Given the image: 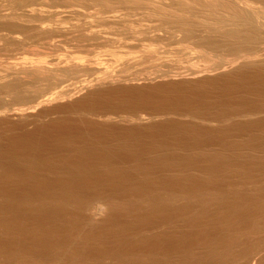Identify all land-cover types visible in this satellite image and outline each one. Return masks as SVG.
I'll return each instance as SVG.
<instances>
[{
  "label": "bare ground",
  "instance_id": "1",
  "mask_svg": "<svg viewBox=\"0 0 264 264\" xmlns=\"http://www.w3.org/2000/svg\"><path fill=\"white\" fill-rule=\"evenodd\" d=\"M88 3L99 6L95 14L97 25L99 21L100 25L107 24L111 29L122 28L124 32L127 29L133 33L135 31V35L138 27H142L139 30L143 29L146 34L163 31L164 39L168 35L166 40H174L172 42L176 41L175 44L179 42L182 55L176 50L179 53L174 52V57L165 60L159 47L149 44L142 47L138 58L118 70L104 66L102 56L94 52L91 54L88 49L85 50H88L86 56L64 55L49 60L45 54H40L46 58L39 56L30 63H24L25 65L14 64L22 65L20 67L4 65L8 68L6 67L5 74H0V174L20 171L28 174L33 169V172L39 171L36 170V167L41 165L37 162L39 157L35 159L33 155L38 148L36 146H42L44 142L46 143L43 146L55 141L60 143L62 148L77 141L85 143L84 147L79 149L78 145L75 149V146L72 147V150L77 149L76 153L69 150L75 155L67 165H56L58 168L53 164L43 165L49 172L61 176L56 179L57 182L52 180V183L37 185L38 187H33L34 190L31 189L30 192L26 190L28 193H22L29 184L27 182L23 185L24 189L20 187L21 191L15 188L17 183L16 186L12 184L15 187L6 184L10 190L15 188L17 192L19 190L22 193L16 198L18 193L14 190L16 194L14 193L13 197V189L10 192L12 195L2 196L3 184L0 182V207L9 205L10 210H14L18 217L34 222L32 227L26 229L27 233L37 236L41 233L46 235V239L51 238L49 235H53L56 230H53L51 224L48 228L46 225L49 226L48 223L54 221L63 223L60 226L73 233H65L66 241L72 242H69V245L66 242L64 245L60 239L62 242L59 243L63 244V248L59 247V252L62 250L60 253L52 252L51 248L43 252L42 248L43 253L40 254L39 248L45 245L39 240L42 245L36 246L40 252V255L34 252L36 256H33L29 249L25 250L26 247L18 253L19 249L15 250L12 245L10 247L7 241L6 245L15 250H6L9 260L17 262L18 259H30L33 264H79V249L83 246L80 244L81 248H78L77 240H82L88 246L96 229L105 230L112 227L116 220L119 221L125 216L127 210H147V217L166 219L173 215L182 217L183 212L195 209L191 217L213 221L216 214L221 212L222 216L234 213L225 217L228 220L235 214H242L237 213L242 210L243 204L245 207L247 205L249 215L244 213L240 216H244L246 220L242 228L225 233L221 238L218 237L217 244L204 247L207 260L204 259L203 264H248L250 259L264 254V238H259V244H254L257 241L253 244L250 242L251 246L247 245L236 254V258L238 256L241 260L240 263L234 259L238 241L251 240L264 233V0H0V45L2 43L4 48L12 45L21 47L31 38L38 37L50 42L49 39L53 37V40L57 35H73L78 42L107 44L105 39L108 38L102 36L104 33L96 31L94 26L86 21L87 15L78 10ZM134 17H137V20H134ZM71 18L76 20L70 24ZM138 18L150 22L146 25L147 28L142 26L144 20L138 22ZM117 26L121 28L118 29ZM133 33H130L131 36ZM178 35L181 36L179 41L175 40ZM159 38L157 41L160 42ZM187 54H197V58L196 61L189 60L188 66L183 68L181 64L187 61ZM114 57L117 60L122 59L116 54ZM172 73L174 75H171ZM173 78L180 81L173 82ZM157 79H160L157 85H147ZM82 94V97L76 99ZM54 114L62 115L46 120ZM30 126L33 128L30 129ZM50 145L52 146V143ZM14 146L23 149L25 147L27 153L23 152V149L21 151V148L20 153L17 150L12 151ZM58 147L55 148L56 151L61 152ZM46 155L47 159L50 155ZM59 155L61 156V153ZM42 158L39 160L44 163ZM194 170L201 175H207L209 179L205 180L201 176V180H204L201 184L198 181L200 178L197 180L195 175H191L199 182L198 184L194 181L197 186L200 185L195 187L196 184L191 182L192 188L189 187L191 184H188L189 188L186 185L182 188L183 186L177 183L181 180L174 181L175 183L169 181L171 174H191ZM142 174L152 178L138 180L135 177ZM189 174L187 176L190 178ZM90 176H94L96 181L90 182ZM189 178L187 179L192 181V177ZM34 185L36 187V184ZM6 189L9 194V188L6 187L5 191ZM5 207L0 210L5 211ZM2 211L0 214L3 215ZM211 212L215 213V216ZM185 215L183 218L186 222L188 217L185 218ZM247 215L252 217L248 221ZM3 216L1 217L4 218ZM173 219L171 220H176ZM216 219L218 220V216ZM226 219L223 217V220ZM1 220V227L8 225L7 221ZM223 220L221 222H225ZM239 221L241 222V219ZM164 222L166 225L167 222ZM132 230L134 229L130 232ZM223 230L225 232V229ZM70 234L72 236L68 238ZM59 235L62 236L61 233ZM116 235L118 237V234ZM141 235L143 236L142 233ZM138 237L140 238L139 235ZM209 240L206 242L210 243ZM243 242L245 244L248 241ZM81 251L85 252L82 249ZM61 253L62 257L59 255ZM1 256L5 260L4 255ZM155 256L158 255L150 257L155 259ZM173 256L174 260L176 256ZM66 257L69 260H66ZM169 261L174 264L172 260L169 259L168 263ZM179 261L181 260L178 259ZM162 262L160 260L157 264H163ZM263 263L264 258L259 259L258 264Z\"/></svg>",
  "mask_w": 264,
  "mask_h": 264
},
{
  "label": "rangeland",
  "instance_id": "2",
  "mask_svg": "<svg viewBox=\"0 0 264 264\" xmlns=\"http://www.w3.org/2000/svg\"><path fill=\"white\" fill-rule=\"evenodd\" d=\"M92 4H94V3H91V4H84L83 5V9H78L81 13H85V15H87V17H88V20H87V18H86V21H88V22H90L93 26H94V29L97 31V30H99L100 32H103L104 34L102 35V36H104V38L106 37V38H108V39H105V41L107 40L108 42H107V44H102V42H101V44H100V42L98 43V42H94L93 44H91V42L90 43H88L89 41H86V42H78V40H76V38H74L73 37V35L72 36H70V35H67V36H63V35H59V37H58V35H57V37H55L54 36V39L53 40H51L52 38H50L49 39V41L50 42H48L46 39V41H43L41 38H39L38 37V39L36 38H31L30 39V41L28 42L27 41V43L25 44L24 43V46H23V44H22V46L20 47V45H17V46H14V45H10L11 47H7V48H4V47H2V43H1V45H0V74H2V73H6L7 72V66H5L4 67V65H8L9 64V67L11 66V65H14V64H23V65H25L26 63H30L32 60H35L37 57H39V56H41V57H45V56H43V55H40V54H45L46 55V57L48 58L49 57V60L50 59H54V58H58V57H63L64 55L65 56H71V55H74V56H86L85 54H86V52L88 51V52H90L91 54H93L92 52H94V54H100L101 56H102V60H103V64H104V66H106V67H108V66H111L112 67V69L113 70H118V69H121V67H123L125 64H127V63H130L131 61H134L133 59H135V58H138L140 55H141V50H142V47L143 46H148L149 44H152V46H155V47H159V51L162 53V58L163 57H165L166 59L165 60H167V58H170V57H174L175 56V54L176 53H179V51H180V54H181V45H179V42L177 43V44H175L176 43V41L175 42H172V41H174V40H172V41H170L169 39L168 40H166V38H168V35L166 36V38L164 39L163 37H165V34L163 33V31H156V32H151V34H146V32L142 29V30H139V29H141L140 27H138V29L136 30L137 32L139 31V33H137L136 32V35L134 34L135 33V31H134V33H133V31H131L133 34H132V36H131V32H129L127 29V33H125L126 32V30H125V32L122 30V28L120 27V26H117L116 28H121V30H116V29H111L110 27L111 26H108L107 24H102V25H100L99 24V21H98V25H100V26H98L97 25V16L95 15L96 14V12H97V10L99 9L98 7H96L97 6V4H94V5H92ZM96 5V6H95ZM66 11H68V10H66ZM89 15V16H88ZM134 18H136V19H134ZM134 18H132V19H134V20H137V17H134ZM81 19V18H80ZM139 19V18H138ZM69 20V19H68ZM72 20H73V18H71V22H70V24L71 23H74V20H76V18L73 20V22H72ZM131 19H129V21H130ZM142 20H144V19H139L138 20V22H142ZM145 21V22H144ZM142 23L144 24V25H142V24H140V25H142L143 26V28L145 29V28H147V26L146 25H149L148 23H150V22H148L147 20H144ZM68 22V21H67ZM68 22V23H69ZM131 22H133V20H131ZM135 22V21H134ZM147 22V23H146ZM75 23H76V21H75ZM138 24V25H139ZM152 24V23H151ZM151 24H150V26H151ZM99 27V28H97V26ZM108 27H107V26ZM146 26V27H145ZM115 26H113V28H114ZM141 31H143V33H145V34H142V32ZM137 34H141V35H137ZM69 36V37H68ZM157 36H159V37H161V38H163V39H161V38H159V37H157ZM163 36V37H162ZM179 36L180 35H178L176 38H175V40L177 39L178 40V38H179ZM72 37H73V39H72ZM155 37V38H154ZM156 37H157V39L159 38V40H160V42L159 41H157V39H156ZM180 38H181V36H180ZM179 38V39H180ZM21 39H22V36H21ZM42 40V41H40V40ZM44 39V38H43ZM48 39V38H47ZM154 39H156V41L154 40ZM163 40V41H162ZM179 41V40H178ZM110 42H112V43H110ZM96 43V44H95ZM103 43H106V42H103ZM100 44V45H99ZM19 46V47H18ZM1 48H4V49H1ZM6 49V50H5ZM86 49H88L86 52H85V50ZM176 50H179V51H177L176 52ZM174 52H175V54H174ZM90 53H88V54H90ZM119 55V56H121L122 57V59H120V60H117L115 57H114V55ZM174 54V55H173ZM180 54H178V55H180ZM182 55V54H181ZM180 55V56H181ZM189 55V56H188ZM188 56V57H187ZM187 56L185 55V57L187 58H185V60H187L186 62L184 61V59H183V63L181 64V67H187L188 66V62H189V60H195L196 61V58H197V54H187ZM45 57V58H46ZM173 60H174V58H172ZM48 60V59H47ZM165 60H163V61H165ZM169 60V59H168ZM171 60V59H170ZM169 60V61H170ZM130 61V62H129ZM194 61V62H195ZM193 61H192V63H194ZM25 63V64H24ZM201 64V63H200ZM3 66V67H2ZM15 66V65H14ZM16 66H18V65H16ZM15 66V67H16ZM20 66H22V65H19L18 67H20ZM7 67V68H6ZM2 68H4V69H2ZM5 68H6V70H5ZM2 70H5V72H2ZM131 71H134V70H131ZM174 71V70H173ZM175 72H177V71H175ZM175 72H173L174 74H176ZM171 74V75H174V74ZM2 76V75H1ZM174 79V78H173ZM176 80V81H175ZM172 81V80H171ZM177 81H180L179 79L177 80V78H175L174 79V81L173 82H177ZM160 82V79L158 80H155V82L154 83H149V84H147L148 86H153V85H157L158 83ZM163 83V82H162ZM83 96V94L82 95H80V96H78L76 99H78V98H80V97H82ZM166 96V95H165ZM154 97V96H153ZM60 115H62V114H54V115H52V116H50L49 118H47L46 120H48V119H51V118H53V119H55L56 117H58V116H60ZM72 116V115H71ZM30 129L31 128H33L32 126H30L29 127ZM81 130H83V128H81ZM83 131H85V130H83ZM44 143H46V142H44ZM43 143V144H44ZM50 143H52V146L50 145ZM42 144V143H41ZM43 144H42V148L40 147V146H36V147H38L39 148V150H38V148H37V150H36V154H37V156H36V154L34 153V155H33V157L36 159V157H37V159H38V157H39V159L41 160V158L42 157H44L45 158V160L42 158V160H44V163H43V161H40L39 159H38V161L37 162H39V163H41V165L40 166H38V167H36V170H39V171H37V172H33L34 171V169L31 171V172H28V174L25 172V171H20L19 173L17 172H6L8 175H6V173H1L0 174V177H2V178H0V182L3 184V189H2V192H3V195L2 194H0V196L2 195V196H8V195H12V193H10L11 191H12V189L10 190V184L12 185L13 183H14V185L16 186H14V185H12V186H14L15 188H19L20 189V191L22 190V188L24 189V187H23V185H26V182H27V184L28 185H26L27 186V188L29 189H24L25 191H23L22 193H28V192H30V190L32 189V190H34V188H37L39 185L41 186V185H45L47 182L48 183H52L51 181L53 180L54 182H55V180L56 179H59L61 176L60 175H58V174H56V173H52V171L51 172H49V169L48 168H46V167H44L43 165L45 164L46 166H48L49 164L50 165H55V167H63L64 166V164H68L69 162H71L72 160L71 159H73L74 158V156L73 155H75V154H73L72 152H74V153H76L77 151V149H79V147H84V145H85V143H83V141H77V142H75V143H73V144H71V145H67L66 147H60V143H58V142H55V141H50V142H48L47 144L48 145H44L43 146ZM56 144H57V146H56ZM88 144V143H87ZM53 145H55L56 147H58L57 149H61L60 151L61 152H59L58 150L56 151V147L55 146H53ZM78 145V147H77V149L76 150H72V147H74V149L76 148V146ZM62 146V145H61ZM15 148H16V146H14ZM47 148V149H45V148ZM11 148V147H10ZM15 148H11V150L13 151H15L16 152V150L19 152V149L21 150V151H23V150H25V147H24V149H23V147H17L16 149ZM7 149H9V148H7ZM23 149V150H22ZM62 149H64V150H62ZM10 150V149H9ZM27 150V149H26ZM26 150L25 151H23V152H25V153H27L26 152ZM54 150V151H53ZM69 150H71L72 152H69ZM38 151V152H37ZM41 151V152H40ZM42 151L44 152V153H42ZM63 151V152H62ZM40 152V153H39ZM54 152V153H53ZM20 153V152H19ZM22 153V152H21ZM39 153V154H38ZM53 153V154H52ZM61 153V156L59 155ZM69 153H71L72 155H70ZM43 156H42V155ZM46 154H49L50 156H48V158L47 159H50L49 161L46 159ZM52 154V155H51ZM46 155V156H45ZM53 156V157H52ZM69 157H71V158H69ZM70 160H69V159ZM68 160V161H67ZM45 161L48 163H45ZM62 161V162H61ZM62 164V165H61ZM66 164V165H67ZM57 165V166H56ZM44 167V168H43ZM57 167V168H58ZM46 168V169H45ZM42 171H41V170ZM35 170V171H36ZM43 170H45L46 172H44ZM48 170V171H47ZM43 172V173H42ZM192 172V171H191ZM36 173V174H35ZM40 173V174H39ZM199 172L198 171H196V170H194V172H192L191 174H189V173H187V174H178V175H175V174H171L170 176H169V181H171V182H176V181H180L181 180V182H177L178 184L180 183L181 184V187L182 188H184V187H188L190 184V188H192L193 187V185H192V183L195 185L196 183L194 182V181H197L199 178H200V180H198V181H200V183H201V181H204V180H201L202 178L204 179L205 178V180L206 179H209L208 178V176L206 177L204 174H198ZM17 174H19V175H17ZM23 174V176H21ZM31 174V175H30ZM35 174V175H34ZM42 174H44V175H42ZM195 175V178H197V180L193 177V176H191L192 177V181H189L187 178H189V176H187V175ZM225 174V176L227 175L226 173H224ZM13 175H15V177L13 176V178H12V176ZM197 175V176H196ZM204 175V176H203ZM27 176V177H26ZM49 176V177H48ZM57 176H59V177H57ZM180 176V177H179ZM181 176H183V177H181ZM185 176V177H184ZM186 176H187V178H186ZM201 176H202V178H201ZM216 176V178H218L217 177V175H215ZM222 176V174L220 173V177ZM6 177V178H5ZM29 177V178H28ZM39 177H42L41 179L39 178ZM44 177V178H43ZM55 177V178H54ZM94 177V176H93ZM93 177L92 176H90L89 178L91 179V181L90 182H95L96 181V179H93ZM135 177H137V179L138 180H148V179H150V177L151 176H149V175H144V174H142V175H137V176H135ZM190 177V178H191ZM219 177V178H220ZM4 178V179H3ZM28 178V179H27ZM46 178H48V180L46 181ZM52 178V179H51ZM146 178H148V179H146ZM152 178V177H151ZM180 178V179H179ZM189 178V179H190ZM3 179V180H2ZM6 179V180H5ZM20 179V180H19ZM22 179V180H21ZM49 179H51V180H49ZM90 179H88V180H90ZM186 179H187V181H186ZM8 180V181H7ZM15 181V182H12V181ZM40 180H45V181H40ZM93 180V181H92ZM162 180V179H161ZM184 180H185V182H184ZM17 181H19V182H17ZM22 181H24V183H22ZM31 181V182H30ZM197 181V183L199 184V182ZM8 182V183H7ZM10 182V183H9ZM41 184H40V183ZM56 182H57V180H56ZM174 182V183H175ZM192 182V183H191ZM0 183V184H1ZM32 183V184H31ZM38 183V184H37ZM44 183V184H43ZM185 183H187V184H185ZM6 184H8V185H6ZM20 184V185H19ZM34 184H36V187H35V185ZM189 184V185H188ZM201 184H203V183H201ZM4 185H6V186H4ZM38 185V186H37ZM184 185H186V186H184ZM19 186V187H18ZM25 186V187H26ZM30 186H32V187H30ZM198 186H200V185H198ZM197 186V184H196V186L195 187H198ZM1 187V188H2ZM6 187H8L9 188V194H8V189H6V191H5V188ZM20 187H22V188H20ZM34 187V188H33ZM188 187V188H189ZM13 189V197H14V193L15 192H17V189ZM14 190H16L15 192H14ZM28 192H27V191ZM1 191V190H0ZM19 190H18V194H16L15 195V198L16 197H18V195H21L22 193L20 192ZM2 192H0V193H2ZM4 193H7V195H5ZM2 196L0 197V199L2 198ZM244 205V206H243ZM241 207H242V210H239V212L237 213V214H240V213H242V214H244V215H246V214H248L249 215V209H248V207H247V205H246V207H245V204H243ZM9 205H6V207H8ZM1 207H5V205L4 206H2L1 205ZM0 207V208H1ZM5 207V211L3 210V209H1L0 210V212L2 211L3 212V215H2V213L0 214V220H1V216H3L4 218H2L3 220H5V222H6V225H7V223H8V225L7 226H3V227H1L0 226V249H2V250H0L2 253L0 254V256L1 255H4V259L5 260H3V258H2V256L0 257V264H9L10 262V264H12L13 262H14V264H18V263H20V264H30V259H28V261H27V259L24 261V260H20V259H18V260H16L17 262H15V261H11V260H9V257L7 256V254L8 253H6V250L7 251H9V249L12 251V250H17V249H19V251H18V253H21L20 251H23L24 250V248H25V250H28L29 249V252L31 253V254H33V256H36V255H34V252H35V254H37V255H40V254H42L44 251L46 252V250H47V248L49 249V248H51L50 250L52 251V252H57V253H60L62 250H60V252H59V247L61 248H63V244L66 242V244H70V243H72V242H70V240H69V242H67L66 241V237H67V234L68 233H71V231L69 232L67 229H66V231L64 230V228L63 227H61L60 225H62L63 223H61V224H59L57 221L55 222L54 221V223L53 222H50V223H48V225L49 226H47L46 225V227L48 228V227H50V224H51V227L53 228V230L55 229L56 231H54L55 233H53V235H49L51 238H47L46 239V235L44 236V234H38V236L37 235H35V234H29V232L27 233V231H26V229H29L30 227H32V225H34V222H31V221H28V219H25V218H23V217H18L17 215H16V213L14 212V210L12 211V210H10L11 208L10 207H8V208H6ZM8 210V211H7ZM196 210H198V209H196ZM131 211H133V212H131ZM143 211V212H142ZM147 210H127V213H125V216L124 217H122L121 218V220H116V222H114V224H117V225H114L113 224V226L111 227H108V228H106V229H108V230H102V229H96V231H94L93 233H92V237H90V241H89V244H88V246H87V244L86 243H84L82 240H77V242H76V246H79L78 248H81L80 247V244H81V246H83V248L85 247L86 249H83V248H81L82 250H84L85 252H82L81 251V249H79L80 251H79V253H81L80 254V257H79V259H78V262L77 263H81V264H138V263H143V264H147V263H149V264H151V263H153V262H155V263H153V264H157V262H160V260H161V262L163 263V264H166V263H168V260L170 259V260H172V262H174V264L175 263H178V264H184L185 262H187V263H185V264H194V262L193 261H195V259L197 260V261H195V264L197 263V264H203L204 263V259H205V261L207 260L206 258V255L207 254H205L204 255V253H206L204 250L206 249V248H204V247H207V246H213L214 244H217L218 243V240H219V238H221L222 237V235H225V233H232V231H236V230H239L240 228H242V225L244 224L243 222H245L246 220L244 219V216H242V217H240L242 214H240V215H234V217L233 216H231L230 217V219L228 220V218L226 219L225 217L228 215H226V214H224L223 216L221 215L222 214V212H221V214H216L217 216H218V220L221 218V220H223V217H224V219H226V221L225 220H223V221H225V222H221V220H217L216 219V217L217 216H215V213H216V211H214L215 213H212V214H214V216H215V220H211L210 218H211V216H213L212 214H211V216L210 217H207L208 219H210V221L209 220H204L203 221V218H202V220L200 219V218H198L199 219V221H198V219H196L195 218V216H193V217H191L192 215H193V212H195V209H191L190 211H186V212H183L182 214H184L185 215V213H186V215H185V218L186 217H188V218H190V219H188V218H186V222H185V219L183 218L184 217V215L181 217V212H180V214H178V215H180V216H175V215H173V217L171 216V217H167L166 219L165 218H155V217H150V216H148L147 217V212H146ZM251 211V210H250ZM191 212V213H190ZM237 212V211H236ZM235 212V213H236ZM6 213V214H5ZM137 213V214H136ZM143 213V214H142ZM210 213V212H209ZM218 213V212H217ZM13 214V215H12ZM135 214V215H134ZM234 213L232 212V214H230V215H233ZM10 215V216H9ZM132 215V216H131ZM135 217H134V216ZM194 215H196V213L194 214ZM222 216V217H220L219 218V216ZM230 215H228L227 217H229ZM247 215V217H248V219H247V221L249 220V218H252V217H250V216H248ZM8 216V217H7ZM15 218H14V217ZM144 216V217H143ZM127 217V219H125ZM133 217H134V219H133ZM141 217V218H140ZM232 217H233V219H232ZM8 218V219H7ZM13 218H14V220H13ZM151 218V219H150ZM172 218H174V219H176V220H174V221H172L171 219ZM183 218V219H182ZM237 218V219H236ZM242 218H243V220H242ZM7 219V220H6ZM162 219V220H161ZM178 219V220H177ZM235 219V220H234ZM241 219V222L239 221ZM3 220H1V221H3ZM16 220V221H15ZM26 220V221H25ZM139 220V221H138ZM146 220V221H145ZM153 220V221H152ZM166 221L167 223H166V225H165V222L164 221ZM170 220V221H169ZM184 220V221H183ZM190 220V221H189ZM196 221V222H194V221ZM227 220H228V222H227ZM23 221V222H22ZM141 221V222H140ZM144 223H143V222ZM159 221H163V222H159ZM203 221V222H202ZM212 221V222H211ZM231 221V222H230ZM12 222V223H11ZM134 222H136V223H134ZM150 222V223H149ZM175 222V223H174ZM187 222H189V224L187 223ZM192 222V223H191ZM198 222V223H197ZM208 222V223H207ZM210 222H211V225H210ZM235 222V223H234ZM13 223H16V225L14 224L13 225ZM21 223H24V225L23 224H21ZM56 223V224H55ZM143 225H142V224ZM148 223V224H147ZM161 223V224H160ZM217 223H218V225H217ZM227 223V224H226ZM53 224V225H52ZM55 224V225H54ZM59 224V225H58ZM145 224H146V226H145ZM149 224H150V226H149ZM205 224H207L208 226H206ZM223 224H226V225H223ZM240 224V225H239ZM12 225V226H11ZM17 225H19V226H17ZM30 225V226H29ZM58 227H57V226ZM122 225V226H121ZM124 225V226H123ZM160 225V226H159ZM163 227H162V226ZM169 225V226H168ZM175 227H174V226ZM192 227H191V226ZM196 225V226H195ZM198 225V226H197ZM210 225V226H209ZM216 225V226H215ZM11 226V227H10ZM14 226V228H12ZM17 226V227H16ZM21 226H22V229H21ZM25 226V227H24ZM29 226V227H28ZM53 226H55V227H53ZM59 226L61 227L60 229H59ZM139 226V227H138ZM143 226V227H142ZM149 228H148V227ZM159 226V227H158ZM189 228H188V227ZM195 228H194V227ZM222 226H225L224 228L222 227ZM28 227V228H27ZM119 227H121V229L119 228ZM137 227V228H136ZM156 227H157V230H156ZM165 227V228H164ZM186 227V228H185ZM198 227H200V229L198 228ZM213 227H215V228H213ZM219 229H218V228ZM5 228V229H4ZM10 228H12V230H10ZM16 228V229H15ZM57 228V229H56ZM134 229V230H132L131 232H130V230L131 229ZM159 228V229H158ZM168 228V229H167ZM170 228V229H169ZM173 228V229H172ZM179 228V229H178ZM237 228V229H236ZM3 229V230H2ZM63 229V230H62ZM119 229H120V231H119ZM130 229V230H129ZM136 229H137V231H136ZM166 229H167V231H166ZM173 231H172V230ZM182 229V230H181ZM208 229H211V230H208ZM223 229H225V232H224V230ZM229 229V230H228ZM10 230V231H9ZM23 232H22V231ZM57 230L59 231V232H57ZM129 230V231H128ZM145 230V231H144ZM180 230V231H179ZM199 230V231H198ZM202 230H204V231H202ZM220 230V231H219ZM14 233H13V232ZM22 233H21V232ZM26 231V233H24ZM67 231H68V233H67ZM103 231V232H102ZM126 231V232H125ZM185 231H187V232H184ZM205 231H208L209 232V234L206 232L205 233ZM2 232V233H1ZM8 233V235H7V233ZM105 232V233H104ZM140 232V233H139ZM153 232H154V234H153ZM170 232V233H169ZM201 232H204V233H201ZM212 232V233H211ZM10 233V234H9ZM15 233H17V235L15 234ZM20 233V234H19ZM24 233V234H23ZM59 233H61L62 234V236L61 235H59ZM65 233H67V234H65ZM97 233H100V234H97ZM104 235H103V234ZM139 233V234H138ZM141 233L143 234V236L141 235ZM157 233H159L158 235H157ZM161 233V234H160ZM171 233H172V235H171ZM176 233V234H175ZM215 235H214V234ZM222 233V234H221ZM2 234V235H1ZM13 234H15V235H13ZM64 234H65V236H64ZM71 234H73V233H71ZM70 234V236L68 235V238H70L72 235ZM116 234H118V237H117V235ZM169 234V235H168ZM181 236H180V235ZM186 234V235H185ZM208 234V235H207ZM11 235V236H10ZM22 235V236H21ZM27 235H29V236H27ZM35 235V236H34ZM55 235V236H54ZM129 235V236H128ZM138 235L140 236V238L138 237ZM156 235V236H155ZM159 235H160V237H159ZM175 235H178V237L177 236H175ZM183 235H185V236H183ZM207 235V236H206ZM218 235V236H217ZM264 233H262V234H260V235H257V236H255L254 238H251V240H248V239H243L241 242L240 241H238L237 242V244H236V248H235V250H236V252L234 251V259L236 258V254H238L239 252H240V250H242V249H245L246 247H247V245L249 246H251L252 244H253V242L254 241H257V242H255L254 244H259L261 241H260V239H263L264 238ZM19 236V237H18ZM34 236V237H33ZM44 236V237H43ZM53 236V237H52ZM63 236H64V239H63ZM102 236V237H101ZM104 236V237H103ZM136 236V237H135ZM164 236V237H163ZM210 236V237H209ZM221 236V237H220ZM3 237V238H2ZM7 237V238H6ZM28 237H30V239L28 238ZM38 239V241H32V240H37L36 238ZM42 237L44 238V239H46V240H44V239H42ZM47 237H48V235H47ZM99 239H101V240H99ZM114 237V238H113ZM122 237V238H121ZM130 237V238H129ZM154 237V238H153ZM159 237V238H158ZM176 237V238H175ZM207 237V238H206ZM219 237V238H218ZM9 238V239H8ZM11 238H13V239H11ZM113 238V239H112ZM129 238V239H128ZM139 238V239H138ZM156 238H158V239H156ZM198 238V239H197ZM206 238V239H205ZM260 238V239H259ZM6 239H8V240H6ZM16 239V240H15ZM20 239V240H19ZM49 239V240H48ZM58 239V240H57ZM60 239H62L63 240V242L60 240ZM111 239H112V241H111ZM117 239H119V240H117ZM136 239V240H135ZM150 239H152V240H150ZM156 239V240H155ZM162 239V240H161ZM167 239V240H166ZM169 239V240H168ZM209 239H211V240H209ZM259 239V240H258ZM12 240V241H11ZM26 241V243H25V241ZM42 241L41 243L43 244V245H45L44 247L42 246V247H40L39 248V250H40V252H41V249H42V251L43 252H39L37 249V247H39V246H41L42 244H40L39 242L40 241ZM51 240V241H50ZM52 240H53V243H52ZM99 240V241H98ZM129 240V241H128ZM160 242H159V241ZM203 240H205V241H203ZM209 240V242L210 243H207L206 241H208ZM10 243L9 244V246L11 247V245H12V248H14V249H12V248H10L9 246H7L6 244L8 243V242ZM16 241H18V242H16ZM31 243H30V242ZM45 241V242H44ZM57 241V242H56ZM98 241V242H97ZM111 241V242H110ZM114 241V242H113ZM135 241V242H134ZM166 241V242H165ZM169 241V242H168ZM243 241H248V242H246L245 244H244V242ZM5 242H7V243H5ZM11 242H12V244H11ZM19 242H20V244H19ZM34 242V243H33ZM36 242H37V244H36ZM44 242V243H43ZM59 242H62V243H59ZM79 242H81V243H79ZM142 242V243H141ZM147 242H148V244H147ZM150 242V243H149ZM156 242V243H155ZM198 242V243H197ZM206 242V243H205ZM214 242V243H213ZM250 242H252V244H250ZM84 243V244H83ZM88 243V242H87ZM110 244V246H109V244ZM112 243V244H111ZM114 243V244H113ZM132 243V244H131ZM138 243V244H137ZM184 243H185V245H184ZM26 244H28L29 245V247L26 245ZM32 244V245H31ZM40 244V245H39ZM77 244H79V245H77ZM86 244V245H85ZM120 244V245H119ZM130 244V245H129ZM146 246H145V245ZM197 244V245H196ZM202 244H204V245H202ZM206 244V245H205ZM243 244V245H242ZM5 247H4V246ZM14 245H15V247H14ZM16 245H17V248H16ZM23 245V246H22ZM37 245H39V246H37ZM50 245H53L52 247H50ZM65 245V244H64ZM114 245V246H113ZM124 245V246H123ZM127 245V246H126ZM128 245H129V248H128ZM135 245H137V246H135ZM142 245H144V246H142ZM182 245V246H181ZM193 245H195V246H193ZM31 246V247H30ZM32 246H34L33 248H32ZM37 246V247H36ZM49 246V247H48ZM55 246V247H54ZM58 248H57V247ZM88 248H87V247ZM95 246V247H94ZM116 246H118V247H116ZM123 246V247H122ZM130 246H131V248H130ZM151 246V247H150ZM154 246V247H153ZM20 247V248H19ZM36 247V248H35ZM109 247H110V249H109ZM114 247V248H113ZM127 247V248H126ZM146 247V248H145ZM171 247H172V249H171ZM197 247H199V248H197ZM241 247V248H240ZM245 247V248H244ZM6 248V249H5ZM21 248H23V249H21ZM77 248V247H76ZM77 248V249H78ZM125 248V249H124ZM162 248V249H161ZM203 248V249H202ZM21 249V250H20ZM31 249V250H30ZM34 249H36L37 250V253H36V250H34ZM55 251H54V250ZM145 249V250H144ZM167 249V250H166ZM176 249V250H175ZM201 249H202V251H201ZM14 250V251H15ZM124 250H126V251H124ZM140 250V251H139ZM147 250H149L148 252H147ZM157 252H156V251ZM193 250H195V252L193 251ZM112 251V252H111ZM160 251V252H159ZM162 251H164V252H162ZM167 251V252H166ZM177 251V252H176ZM185 252V254H184V252ZM190 251V252H189ZM110 252V253H109ZM124 252V253H123ZM127 252V253H126ZM171 254H170V253ZM197 252H200V253H197ZM40 253V254H39ZM83 253V254H82ZM155 253V254H154ZM157 253V254H156ZM159 253V254H158ZM164 253V254H163ZM173 253H175V254H173ZM191 253H192V255H191ZM195 255H194V254ZM202 253V254H201ZM93 254V255H92ZM106 254V255H105ZM113 256H112V255ZM122 254V255H121ZM130 254V255H129ZM170 254V255H169ZM186 254H187V256H186ZM189 254H190V256H189ZM6 255V256H5ZM59 255H61V257H62V253L61 254H59ZM92 255V256H91ZM147 255H149V256H147ZM151 255H158L157 257H160V258H157L156 256V258L158 259V261L156 262L155 260H156V258L154 259H152L150 256ZM162 255V256H161ZM173 255H175L176 257V259L174 258V260H173ZM178 255V256H177ZM179 255H181L182 257H183V255L185 256V257H183V258H180L181 256H179ZM199 255V256H198ZM201 255V256H200ZM204 255V256H203ZM108 256V257H107ZM119 256H121V257H119ZM167 256V257H166ZM169 256H171V257H169ZM198 256V257H197ZM93 257V258H92ZM110 257V258H109ZM111 257H115V258H111ZM128 257V258H127ZM129 257H131V259L129 258ZM142 257H143V259H142ZM149 257V258H148ZM165 257V258H164ZM192 257V258H191ZM193 257L195 258L194 260H193ZM200 257H202V258H200ZM204 257V258H203ZM2 258V259H1ZM84 258V259H83ZM141 258V259H140ZM167 258H169L168 260H167ZM185 258V259H184ZM187 258V259H186ZM189 258H190V260H189ZM198 258V259H197ZM233 258V257H232ZM261 258H264V254H261V255H258V256H256L255 258H252V259H250L249 261H248V264H258V261H259V259H261ZM7 259V260H6ZM66 260H69L68 259V257H66L65 258ZM106 261H105V260ZM108 259V260H107ZM111 261H110V260ZM114 261H113V260ZM120 259V260H119ZM128 261H127V260ZM144 259H149L150 261L151 260H154V261H152V262H146V260H144ZM163 259H166V260H163ZM178 259L179 260H181V261H179L178 262ZM237 261L240 263V258H238V256H237ZM9 260V261H8ZM116 260V261H115ZM123 260V261H122ZM142 260H144V261H142ZM148 260V261H149ZM184 260H186L185 262H183ZM23 261H24V263H23ZM117 261L118 262H120V263H117ZM141 261V262H140ZM176 261V262H175ZM191 261H192V263H191ZM201 261H203V262H201ZM4 262V263H3ZM7 262V263H6ZM9 262V263H8ZM103 262H105V263H103ZM107 262V263H106ZM114 262V263H113ZM126 262V263H125ZM146 262V263H145ZM201 262V263H200ZM171 263V261H169V263L168 264H170ZM31 264H33L32 262H31ZM161 264V263H160ZM173 264V263H172ZM264 264V263H263Z\"/></svg>",
  "mask_w": 264,
  "mask_h": 264
}]
</instances>
